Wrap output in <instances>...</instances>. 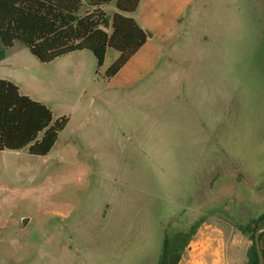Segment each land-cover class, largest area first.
I'll return each instance as SVG.
<instances>
[{
  "label": "rangeland",
  "instance_id": "1",
  "mask_svg": "<svg viewBox=\"0 0 264 264\" xmlns=\"http://www.w3.org/2000/svg\"><path fill=\"white\" fill-rule=\"evenodd\" d=\"M178 25L110 79L114 48L100 68L88 49H2L0 79L73 120L46 155L0 150V264H159L165 236L178 264H246L264 226V0H196Z\"/></svg>",
  "mask_w": 264,
  "mask_h": 264
},
{
  "label": "trees",
  "instance_id": "2",
  "mask_svg": "<svg viewBox=\"0 0 264 264\" xmlns=\"http://www.w3.org/2000/svg\"><path fill=\"white\" fill-rule=\"evenodd\" d=\"M113 1L117 12L110 15L103 6ZM140 1L0 0V57L3 48L21 41L42 62L88 49L100 68L108 49L114 48L120 54L105 71L110 79L148 40V33L135 18L126 14L134 12ZM85 5L89 8L81 14ZM68 121L66 115L55 119L48 105L21 93L20 87L11 80L0 79V150L26 148L33 155H46ZM252 239L246 264H259L254 233ZM167 248L166 240L159 264H166ZM179 258L180 255L174 264Z\"/></svg>",
  "mask_w": 264,
  "mask_h": 264
},
{
  "label": "crops",
  "instance_id": "3",
  "mask_svg": "<svg viewBox=\"0 0 264 264\" xmlns=\"http://www.w3.org/2000/svg\"><path fill=\"white\" fill-rule=\"evenodd\" d=\"M195 2L196 0H141L138 8L134 12L126 13L127 15L135 18L137 23L148 33L147 42L131 57V59L138 56L140 52L150 42H153L154 40L157 39H161L164 36L174 37L180 31V26L178 25V21L183 18V15L188 11L189 7H191L193 3L195 4ZM2 60L3 59H1L0 61L2 62ZM35 84L37 85L38 82L37 83L35 82ZM20 91H21V87H20ZM29 96L32 97L31 95ZM38 100L45 103L51 109H53L52 111L55 119L60 116L66 115L64 112L58 115L55 114L54 108L51 106V104L46 102V100H41V99ZM72 120L73 118L72 115L70 114L69 121L66 127L59 133L57 140L59 139L61 134L64 133V131L68 128V126L69 127L71 126Z\"/></svg>",
  "mask_w": 264,
  "mask_h": 264
},
{
  "label": "flooded vegetation",
  "instance_id": "4",
  "mask_svg": "<svg viewBox=\"0 0 264 264\" xmlns=\"http://www.w3.org/2000/svg\"><path fill=\"white\" fill-rule=\"evenodd\" d=\"M168 241V248H167V251H166V264H174L175 263V260L176 258L181 255V252H178L177 250L174 252L170 246V240L168 238V236H165L164 238V246H163V251H162V258H163V255H164V248H165V241ZM186 243V242H185ZM161 258V259H162ZM180 261V258L179 260L177 261V264L179 263ZM161 262V260H160Z\"/></svg>",
  "mask_w": 264,
  "mask_h": 264
},
{
  "label": "water",
  "instance_id": "5",
  "mask_svg": "<svg viewBox=\"0 0 264 264\" xmlns=\"http://www.w3.org/2000/svg\"><path fill=\"white\" fill-rule=\"evenodd\" d=\"M264 233V226L259 227L255 232V245L256 250L259 258V264H264V254H263V247L261 244V235Z\"/></svg>",
  "mask_w": 264,
  "mask_h": 264
},
{
  "label": "bare ground",
  "instance_id": "6",
  "mask_svg": "<svg viewBox=\"0 0 264 264\" xmlns=\"http://www.w3.org/2000/svg\"><path fill=\"white\" fill-rule=\"evenodd\" d=\"M195 248L193 247V249L192 250H194Z\"/></svg>",
  "mask_w": 264,
  "mask_h": 264
}]
</instances>
